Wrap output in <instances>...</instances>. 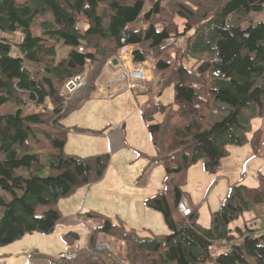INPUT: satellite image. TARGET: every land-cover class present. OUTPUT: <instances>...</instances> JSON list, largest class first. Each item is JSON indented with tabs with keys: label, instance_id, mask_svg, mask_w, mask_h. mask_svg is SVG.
<instances>
[{
	"label": "trees",
	"instance_id": "obj_1",
	"mask_svg": "<svg viewBox=\"0 0 264 264\" xmlns=\"http://www.w3.org/2000/svg\"><path fill=\"white\" fill-rule=\"evenodd\" d=\"M145 4L0 0V247L52 234L59 202L103 177L109 155H67L70 128L61 120L84 103L78 98L69 108L77 92L91 91L84 97L90 99L103 68L129 45L132 63L150 61L160 91L173 90L170 102L150 99L140 110L156 154L149 167H162L165 186L143 202L162 215L169 233L141 237L87 213L99 224L87 226L85 250L69 260L36 252L31 257L50 264H264L263 180L255 188L230 186L207 228L198 223L196 208L186 216L177 209L188 170L200 162L205 174L214 175L229 147L250 142L252 120L264 117V20L252 19L264 17V0H154L143 12ZM179 38L177 50L171 41ZM59 44L70 51L57 61ZM183 57L194 62L186 67ZM82 73L86 86L65 93ZM259 142L256 131L255 152ZM244 215L254 223L232 229ZM78 238L75 232L62 236L70 246ZM107 239L117 252L93 250Z\"/></svg>",
	"mask_w": 264,
	"mask_h": 264
},
{
	"label": "rangeland",
	"instance_id": "obj_2",
	"mask_svg": "<svg viewBox=\"0 0 264 264\" xmlns=\"http://www.w3.org/2000/svg\"><path fill=\"white\" fill-rule=\"evenodd\" d=\"M153 1L154 0H147V4H145L143 12L147 11ZM252 19L253 22H260L264 20V17L262 14H253ZM176 22L178 24V30L180 31L181 22L177 19ZM134 27L135 29H137L140 27V24L137 23ZM171 42L175 44L174 46L177 50H180V48H182L183 46L182 38H179L176 41L172 40ZM56 51V59L57 61H60L67 56L70 49L62 44H59L56 46ZM181 61L186 67H189L194 62L193 59L186 57H183ZM82 74H85L86 76V73ZM146 74L148 77L147 72ZM86 82L87 77L85 79V83L80 88H84L86 86ZM121 89H124V86L121 87ZM71 92L73 91L65 90V93L67 94H70ZM87 93L91 94V91L82 90L81 92H77L75 94V98L71 102H69V108L72 107L73 103L78 98L83 99L84 103L79 108H77V110H69L61 120V123L64 124L65 127L70 128V131L67 134L68 136L65 153L67 155H73L82 159L98 154H108L110 157V161L103 177L98 182L90 186H84L82 188L84 189L82 200L79 199L78 203L70 204V207L75 206V211H77L76 214H71L70 217L72 218L73 223L76 227V230H73V232L77 233L79 237L78 240L72 244V246L79 247L86 244L88 235L87 226L99 224L98 222H96V220L89 221L86 217L87 213L99 214L104 218H108L115 225L123 224L127 229L137 231L136 233H138V235L140 236L151 237L141 234L142 229L145 227H148L152 230V233H154L153 236L167 235L169 231H167V233L155 232L160 229L161 223L163 224L162 215L157 211L149 210L143 202V197L148 191H152V189L155 190L157 187H160V189L162 190L163 188L165 189L162 180L164 176L162 167L159 166V170L161 172L160 175L158 173H155V171L149 172V175L148 173H145L139 177H127L120 172L114 173V168L120 166V155H114L112 159L113 154L110 152L109 148H106L107 146L105 143L104 135L108 133V131L113 126H119L120 124H122L123 119H125L124 117H128V109L125 107H127L130 103L132 104V106L143 105V101L140 103H136V100L134 99H139L145 96V93L134 95L132 92L127 90L114 99H98V102L94 103L96 105H94L95 107L93 109L92 115L96 116L97 122L98 120L100 121L99 125L103 124V129L102 127L93 128L97 127L94 126L95 124L91 125L90 128H87L85 126V128H83L80 125L76 126V124L73 125V123L79 121L86 125L88 123L87 121L92 118L91 115H85L87 112L86 108L91 102V97L93 95H91L90 99L84 100L85 94ZM123 97L128 99L130 102L128 100H122L121 98ZM172 97V86L163 88V91H161L160 101L163 103H167L172 100ZM78 110L80 111V114H73ZM134 111L136 114L134 118H136L138 124H141L143 130H145V124L140 117V112H138L137 108ZM94 123H96V121H94ZM129 128L133 130L135 136H138L139 130H136L133 124L131 126H128V129ZM256 131L260 135L259 146L261 147L262 152L260 155H258V159H249L246 163V166L242 169L241 165L243 164H241L239 166V169L237 170L236 176V179L240 181V184L250 188L258 187L260 183L259 180L264 181V117L252 120L251 131L247 134L248 138H252L253 133H255ZM127 151H130L128 147L124 152ZM137 159L138 158H136L135 160ZM132 168L133 167H131V169ZM196 168H200L202 174L206 176L202 171V163L199 162L193 165L190 170H195ZM120 177L122 180H120ZM191 183L192 186L196 187L195 183H200V179L195 176L194 181L188 182V186ZM221 183L222 180H216L214 183L205 186L204 184H202L203 187L201 188L202 190L199 194L200 205L196 204L195 207L199 213L198 223L203 227L209 226V211H217L228 192L229 188L228 186H226V184L223 186L224 190H219V185ZM183 190H185V188H183ZM87 194L88 197L86 200ZM168 194H170V191L168 192ZM63 202L64 201L61 202V205L63 204ZM150 212L157 214L158 219L151 215ZM244 216L246 217L243 219V221L247 222H243L241 218L231 224V228H242L245 223H254L252 222L249 215ZM66 225H70V223H66ZM27 236L28 237H26V239H24V241H22L21 243L17 241L13 244L0 247V264H42V259L40 257H38V259L34 257L30 258L35 249L38 250L41 255H45L49 258H55V255L56 253H58L59 249L70 247V245H67L65 242H63L60 237H57L56 233L50 235L34 234ZM45 239L50 242L48 245L46 244ZM107 240L111 242L113 251L117 252V245L114 244L111 239Z\"/></svg>",
	"mask_w": 264,
	"mask_h": 264
},
{
	"label": "crops",
	"instance_id": "obj_3",
	"mask_svg": "<svg viewBox=\"0 0 264 264\" xmlns=\"http://www.w3.org/2000/svg\"><path fill=\"white\" fill-rule=\"evenodd\" d=\"M133 49H134L133 46H129V45L123 46L119 51L118 57L109 61V63L103 68V72L99 78L101 83L103 82L106 85H108L109 87L119 90V95L122 94L124 91H127V90L121 89V87H123V85L117 81L118 67L123 66V67L128 68V67H131L133 65V63L131 61V54H132ZM143 65L146 68V71L148 73V77H147L146 81L143 83L141 91L138 93H135L134 95H140L142 93H145V96L139 98L140 101L137 98L134 100H136V103H140L143 101V105H144L146 103V101H148L150 99L160 100L161 91L159 88L160 82L158 81V75L154 72L152 64L147 61ZM102 98L103 97H98V94L94 91V93L91 97V102L88 104V107L86 108L87 112L85 114V115H91L92 118L87 121L88 123L86 125L81 123V121L73 123V125L76 124V126L80 125L83 128H85V127L90 128L91 125L95 124L94 126H97V127H93V128H101L102 127V129H103V124L99 125L100 121L98 120V122H97L96 116L92 115L93 109L95 107L94 105H96L94 103H97L98 99H102ZM103 99H105V98H103ZM121 99L122 100H128L124 97ZM143 105L132 106V104L130 103L127 107H125L128 109V117L127 116L124 117L125 119H123L122 124H120L119 126H113L108 131V133H106L104 135L105 136V143L107 146L106 148H109L110 152L113 154L112 159H113L114 155H118V154L120 155V157H119V159L121 160L120 166L114 168V170H113L114 173L120 172V173H123L127 177L128 176L129 177H132V176L139 177L145 173H148V175H149V172H154V171H155V173H158L159 175L161 173L159 170V166L152 165L149 167V160L153 159L156 156V154H155L154 148L152 146V143L150 141V138H148L149 135H148L147 131H145L146 129L143 130V127L141 126V124H138V122L136 121V118H134L136 115L134 110H136V108H137L138 112H140L141 107ZM81 109H82V107H81ZM73 114H75V115L80 114V111L78 110ZM160 120H161V118L158 117L157 121H160ZM94 121H96V123H94ZM132 124L134 125V128H136V130L137 129L139 130L138 136H135L132 129H130V128L128 129V126H131ZM252 139H253V137L250 138V142L243 147H229L227 157H225L221 161L220 167L214 175L210 176L208 174H205L206 176H204L202 174L200 168H196L195 170H190V169L188 170V172H187V183H186V186L184 187L185 190H183V192H184V197H186L189 201L191 209L196 208L195 207L196 204H199V194H200V191L202 190L201 188L203 187L202 184H204V186H205V185L214 183L216 180H222V183L219 185L220 191L224 190L223 186L225 184H226V186H228V188L230 186H233V185H242V184H240V181L236 179L237 170L239 169V166L241 164H243V165H241V169H242L243 167L246 166V163L249 159H255V160L258 159V155H260L262 152L261 147L259 145H258L256 152L253 150V147L251 145ZM66 145H67V137H66V144L64 147V152L66 151ZM127 147L130 149V151L124 152ZM136 158H138V159L135 160ZM131 167H133V168L131 169ZM196 167H198V166H196ZM129 169H131V170H129ZM203 173H204V171H203ZM195 176H197L200 179V183H195L196 187L192 186V183L189 184V186H188V182L194 181ZM212 177H214V178H212ZM120 180H122L121 177H120ZM162 191L163 190L160 189V187H157L155 190L152 189V191H148L144 195L143 200H145L146 198L152 197L155 194L161 193ZM83 194H84V189L80 188L76 192H74L71 196H69L68 198H65L59 202L58 209L60 212V219H59L57 226H56V228L52 234L56 233L57 237H60L62 239V236L64 234H66L68 232H73V230H76L75 224L73 223V220L70 217V215L76 214L77 211H75V206L70 207V204H76V203H78L79 199L82 200ZM87 197H88V194L86 196V200H87ZM62 201H64V202L61 205ZM209 213H212V212L209 211ZM150 214L153 215L156 219H158L157 214H155L153 212H150ZM245 217L246 216H244L242 218V221ZM249 217H250V215H249ZM66 223H70V225H66ZM209 223H210V214H209ZM205 228H207V227H205ZM167 231H168V229L165 226V224L161 223L160 229L155 231V232L167 233ZM141 234L152 237L154 233H152L151 229H149L148 227H145L142 229ZM26 237H28V236H25L24 238H22L19 241V243L24 241V239H26ZM141 237H144V236H141ZM50 239H52V238H50ZM39 240H41V239H39ZM45 242L47 245L50 243L49 241H47V239H45ZM84 245H86V244H84ZM81 246H83V245H81ZM71 247H74V246H70L69 248L59 249V251H58V253H56L54 259H58L59 255L61 253L68 251ZM35 252L37 254L41 255V253H39V251L36 249L33 251V253H35ZM44 256L45 255H43V257ZM45 257H47V256H45ZM30 258H31V256H30ZM40 258L42 259V257H40ZM42 264H50V262H48L45 259H42Z\"/></svg>",
	"mask_w": 264,
	"mask_h": 264
},
{
	"label": "built area",
	"instance_id": "obj_4",
	"mask_svg": "<svg viewBox=\"0 0 264 264\" xmlns=\"http://www.w3.org/2000/svg\"><path fill=\"white\" fill-rule=\"evenodd\" d=\"M146 70L142 65H136L131 67H118L117 71V81L124 86L125 90H128L132 93H138L142 89L143 83L146 81ZM86 76L85 74L79 75L69 81L65 88L68 91H74L80 88L85 83ZM97 94L98 97H103L105 99H114L119 95V90L114 89L101 83L100 79L97 81ZM178 212L183 215H189L191 212L189 201L186 197L182 196L177 203ZM86 245L69 249L66 252H63L59 255L58 259L69 260L75 256V254L80 250H85ZM93 250L96 252H111L113 247L109 241H97L94 244Z\"/></svg>",
	"mask_w": 264,
	"mask_h": 264
},
{
	"label": "clouds",
	"instance_id": "obj_5",
	"mask_svg": "<svg viewBox=\"0 0 264 264\" xmlns=\"http://www.w3.org/2000/svg\"><path fill=\"white\" fill-rule=\"evenodd\" d=\"M115 59V58H114ZM113 60V59H112ZM81 75V74H80ZM99 80V79H98ZM97 80V81H98ZM66 89V88H65ZM95 92L97 93V82H96V89H95ZM117 97V96H116Z\"/></svg>",
	"mask_w": 264,
	"mask_h": 264
}]
</instances>
